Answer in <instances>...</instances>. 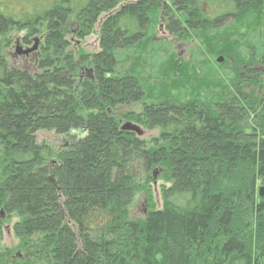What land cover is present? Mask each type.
I'll return each mask as SVG.
<instances>
[{"label": "trees", "instance_id": "1", "mask_svg": "<svg viewBox=\"0 0 264 264\" xmlns=\"http://www.w3.org/2000/svg\"><path fill=\"white\" fill-rule=\"evenodd\" d=\"M21 31L30 69L3 52ZM260 186L264 0H0V210L21 255L2 264H264Z\"/></svg>", "mask_w": 264, "mask_h": 264}, {"label": "rangeland", "instance_id": "2", "mask_svg": "<svg viewBox=\"0 0 264 264\" xmlns=\"http://www.w3.org/2000/svg\"><path fill=\"white\" fill-rule=\"evenodd\" d=\"M25 33L26 32H24V31L12 33L11 36L9 37V39H11L12 42L10 45L5 47L3 52L7 56L8 61L12 65L30 69L32 62L35 60L36 54H34V52H31L27 55L23 54V52L25 50L32 49L31 47L33 46L31 44L26 45L21 41L22 35ZM156 37L159 39L161 37L164 39L167 38V35L165 34L164 29H162V28L159 29V32L156 33ZM29 39L30 40L35 39L38 41L42 38L40 37V35H34V36L30 37ZM81 48H82L83 52H85V53H94V52L98 51V29L97 28H95V30L91 36L87 37L84 40ZM173 49L177 54H180L182 57H186L188 55L186 48L184 46H176ZM139 108H140L139 106H132L130 108L129 107H123V108L119 109V114H122V113L127 112V111H132V110L135 112H139L140 111ZM83 134L84 133L81 132L80 130L77 132L72 131V133L69 134L70 136L64 137V136H58L52 132H41L38 135V140H39L38 142L39 143H45L57 151V150L64 148L65 146H67V144H69V143L78 141L80 138H82ZM156 136H157L156 131L148 132L145 130V135L143 137L146 140H149V139L154 138ZM151 175H152V181L150 183L149 188H150L152 198H154L155 207L157 209H159L161 206L160 188L164 184V181L161 180V175L159 173H157L156 171L151 173ZM146 199H147L146 194L143 191L138 190L137 194L134 198L133 204L130 207V212H131L132 218L136 219V218H140V217L145 216L147 209H148ZM6 224H11V222L6 223ZM15 244H16V239H14L12 241L11 236L4 235L2 240H1L0 250H5L7 248L12 249L14 257H18L19 253L18 252L14 253V250H13Z\"/></svg>", "mask_w": 264, "mask_h": 264}, {"label": "flooded vegetation", "instance_id": "3", "mask_svg": "<svg viewBox=\"0 0 264 264\" xmlns=\"http://www.w3.org/2000/svg\"><path fill=\"white\" fill-rule=\"evenodd\" d=\"M0 220H1L2 222H4V225H5V223H7V221H6V216L4 215V213L2 212V210H0ZM10 221H11V220H10ZM4 235H6V236H11V240H12V241L14 240L13 235H12V232H11V225H10V224H7V225L4 226V228H3L2 238H3ZM5 254H6L8 257H10L11 260H12L13 262L15 261V260L13 259L14 254L11 253V249L7 248V249H5V250H0V264L3 263L2 257H3ZM16 254H17V253H16ZM20 257H21V255L18 254V258H20Z\"/></svg>", "mask_w": 264, "mask_h": 264}, {"label": "water", "instance_id": "4", "mask_svg": "<svg viewBox=\"0 0 264 264\" xmlns=\"http://www.w3.org/2000/svg\"><path fill=\"white\" fill-rule=\"evenodd\" d=\"M35 49H36V45H34V47L32 49H28V50L24 51L23 54L27 55V54L31 53L32 51H34ZM223 61H224V58L221 56L216 59L217 64H221V63H223ZM121 129L136 132L138 135H140V133H141L137 127H135L134 125H132L130 123H126L125 125L122 126ZM258 194L261 198L264 197V186H261L258 189Z\"/></svg>", "mask_w": 264, "mask_h": 264}]
</instances>
